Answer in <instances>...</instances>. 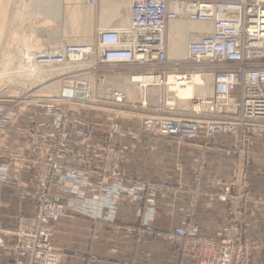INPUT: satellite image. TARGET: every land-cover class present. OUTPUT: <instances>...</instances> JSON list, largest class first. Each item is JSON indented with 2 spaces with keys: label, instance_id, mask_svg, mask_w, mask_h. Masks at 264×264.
<instances>
[{
  "label": "built area",
  "instance_id": "obj_1",
  "mask_svg": "<svg viewBox=\"0 0 264 264\" xmlns=\"http://www.w3.org/2000/svg\"><path fill=\"white\" fill-rule=\"evenodd\" d=\"M83 2L96 5L98 0ZM183 3L191 9H183ZM178 17L211 24L209 32L188 42L186 58L180 60L168 58L165 36L168 21ZM75 61L87 64L64 76L85 77L84 99L67 98L80 110L90 107L86 104L89 87L92 99L123 106L127 102L125 92L108 82L114 76L126 78L142 91L135 105L147 113L139 118L137 131L131 132L134 136L170 138L181 145L200 137L202 131L209 138L230 134L240 138L247 150L253 138L264 134V0H129V23L125 28L99 30L91 45L63 44L43 52L23 47L18 64L56 67ZM194 73L203 77L200 86L209 84L211 93L187 98L186 106L180 107L175 102L179 99L176 87L191 83ZM169 75L173 76L171 82ZM153 88L157 89L156 104L149 102ZM3 101L0 97V103ZM20 102L11 99L0 113V120ZM69 108V104L62 105L47 125L31 117L28 126L19 130L25 138L24 150H0V157L30 167L34 182V189L25 191L34 201L33 213L20 215L13 232L0 226V250L11 253L13 264L60 263L63 252L53 245L52 237L56 222L68 213L66 204L51 195L58 175H63V189L69 192L79 184H87L92 176L100 188L111 182L119 190L148 192L150 198L158 189L124 170L126 154L109 140L112 128L98 139L96 122L73 119ZM72 124L83 129L73 133L69 130ZM70 146L73 155L69 154ZM244 152L241 165L216 190L218 199L234 205L221 236L201 235L194 225L161 234L182 253L194 256L195 264H252V252H264V240L246 234L244 214L250 206L264 205V196L249 190L245 173L249 154ZM205 164V154L195 158L192 184L181 187L188 193V218L194 213L199 195L208 192L202 186ZM6 234L13 236L11 244L6 243Z\"/></svg>",
  "mask_w": 264,
  "mask_h": 264
},
{
  "label": "crops",
  "instance_id": "obj_2",
  "mask_svg": "<svg viewBox=\"0 0 264 264\" xmlns=\"http://www.w3.org/2000/svg\"><path fill=\"white\" fill-rule=\"evenodd\" d=\"M119 3L126 9L124 19L129 18V0H109L107 4L98 0L97 11L94 5L93 23L97 16L98 26L120 25L123 19L116 15ZM5 105L0 103V113ZM57 111L58 108L49 104L11 109L0 120V146L24 150L25 138L19 130L27 127L33 116L47 125ZM68 113L73 119L95 121L98 139L112 128L109 140L122 147L126 154L124 170L158 189L150 198L148 192L119 190L111 182L100 188L98 180L92 176L87 184H79L69 192L63 189V175H58L51 186V195L66 204L68 213L56 222L52 237L53 245L63 252L59 264H195L194 256L182 253L161 234L194 225L201 235L221 236L234 205L218 199L216 190L241 165L244 151L249 154L245 168L249 190L264 196V134L253 138L247 150L240 138L230 134L209 138L203 131L200 137L178 145L170 138L134 136L131 132L137 131L138 124L127 120H100L98 115L74 112L70 108ZM82 129L75 124L69 128L73 133ZM69 154L73 155L72 146ZM200 154L206 156L202 186L208 192L199 195L194 213L188 218V193L181 187L192 184L191 165ZM33 189L30 167L17 162L8 164L0 158V226L4 230L13 232L22 213H33V199L22 198L21 194ZM244 221L249 237L264 240V205L250 206ZM5 241L11 244L13 236L6 234ZM251 260L252 264H264V254L255 250ZM0 264H13L8 250H0Z\"/></svg>",
  "mask_w": 264,
  "mask_h": 264
},
{
  "label": "bare ground",
  "instance_id": "obj_3",
  "mask_svg": "<svg viewBox=\"0 0 264 264\" xmlns=\"http://www.w3.org/2000/svg\"><path fill=\"white\" fill-rule=\"evenodd\" d=\"M102 1H104V4H107L109 2V0H102ZM180 6H182V8L185 10L191 9L190 5L187 3H183ZM25 7L28 8V11H26V13H27L28 18L30 20V22L28 21L29 23L28 22L27 23L29 24V26L32 27V30L29 33H23V32L20 33L19 40L20 41L23 40L22 37L25 36L24 34L33 35L34 36L33 41L30 43L31 45L32 44L33 45L29 46L28 43H27L28 45L26 44V47L30 48V50L43 52L48 48L58 47V46H61L63 44H87V45H91V44L95 43V42L93 43V39H92L94 5H88V4L84 3L83 0H0V49L3 48L1 50L2 51L1 53H4V54H2V56L1 55L0 56L5 59L4 60L5 63L0 65V67H3V69L0 72V77H1L0 79H3L2 77L12 78L11 80L16 85V86H14V88H17L20 91V94L24 90L25 84L27 82H33L34 81L33 79H35L34 78L35 75H36V79L38 80V82L42 83V84L48 83V81L50 82L51 79H53V78L55 79L58 76H60V77L56 78L55 80L60 79V83L63 85V87H64V83L68 80L73 81V84L76 82H82V80H84L85 77L71 76V78H66L63 76V73L65 71L70 72L71 70H74L78 66H82V65L87 64V62L84 63L82 61H80V62L79 61L69 62V63H66L64 65H60V66H56V67L55 66L45 67L44 69H46V73H45V71L44 72L38 71L39 73L37 71H35L36 67L42 68V66H39V65H32L30 67H22L25 72L30 71V74H28L30 77L26 74L25 75L23 74V76H21L22 80L20 79V77H16V76L14 77V75H11V72L16 67L15 65L18 63V56H19L18 53H19V50H21V49L12 47V44H13L12 42H14V41L12 40L11 37L14 35V33L13 32L11 33V31L14 30L15 26L17 25L18 20L20 19V18L17 19V16H14V15H20L21 13L23 14V12H21V11L26 10ZM116 8H117L116 15L119 17L121 16V18L123 19L122 20L123 22L120 25H115V26H98L97 31L106 30V29L121 30L128 25L129 18L124 19V16L127 15L125 6L123 4L119 3L116 6ZM26 13H24V14H26ZM62 13L64 16H62ZM38 14H42V15L45 14L44 15V16H46L45 20H44L45 25H46V23L50 24L52 22H56V23L60 24L62 17H64V22L66 21L65 22L66 25H59V26L57 25V27H58L57 29H51L49 31H46V29H43L41 27L40 22H39L40 24L33 25L35 20L37 19L36 18L37 16H35V15H38ZM128 15H129V13H128ZM22 16H24V15H22ZM39 16H41V15H39ZM25 17L26 16H24L22 19L24 20ZM28 18L26 20H28ZM41 19H42V17H41ZM53 20H56V21H53ZM48 22H50V23H48ZM25 26L26 25L21 26L22 29L25 28ZM210 26H211V24L208 22L193 21V20H190L186 17H178V18L170 19L166 25V31H165L166 44H167V54L169 53L168 55L170 57H173L177 60H180L182 58L183 59L186 58V48H187L188 42L191 39L198 37L200 34L209 32L211 30ZM97 31H96V33H97ZM189 32H190V34L188 35ZM13 39H14V36H13ZM29 40H28V42H29ZM16 41H17V39H16ZM55 70H57L58 72L55 74L56 76H54L53 78H52V76L47 74L48 72H54L55 73ZM14 78H15V80H14ZM29 78H31V79H29ZM168 78H169V82H171L173 79V76L169 75ZM144 81H150V79L144 78ZM191 81L192 82L187 84L186 86H182L179 88L176 87V96L179 98V99H176V101H175L176 104H178L180 106L181 105L185 106L187 103L185 99L193 97L194 95H198V94L204 95L202 90H204L206 83L204 86H200L201 81H203V77L197 73H194L192 75ZM35 82H37V81H35ZM108 82L113 87L120 88L122 91H124L127 98H131L132 100L133 99L134 100H139V99L141 100L142 91L136 89L133 85L128 83L126 78H124V77H112V78L108 79ZM27 86H32V85L28 84ZM27 86H26V88H27ZM43 86H45V85H43ZM34 88H37V87H34ZM59 90L60 89L58 87H56V85H52V86L50 85L49 87H47L46 89H43L42 91L39 90L41 93L39 92L40 93L39 94L37 92V94H39V96H40L42 93H44V94L48 93L49 95L43 94L44 96L47 97V96H51V94L58 93ZM153 90L157 91L156 88H153L152 93H153ZM16 92H14V93H16ZM31 92L32 91L30 90V93H28V94H31ZM26 93H25V96H23V97H25V99H26ZM87 93H88L87 97H89L90 96V94H89L90 93V87L87 89ZM155 94H157V93L152 94V96H154ZM33 96H34V94H33Z\"/></svg>",
  "mask_w": 264,
  "mask_h": 264
},
{
  "label": "rangeland",
  "instance_id": "obj_4",
  "mask_svg": "<svg viewBox=\"0 0 264 264\" xmlns=\"http://www.w3.org/2000/svg\"><path fill=\"white\" fill-rule=\"evenodd\" d=\"M95 7H96V5H95ZM25 9L26 10H22L21 12H23V14L21 13L20 15L22 16V15H24V16H26L27 18H28V15H27V13H26V11H28V8L27 7H25ZM97 9H98V7H96L95 8V11H97ZM64 11V10H63ZM24 13H26V14H24ZM96 13V12H95ZM20 15H14V16H17V19L18 18H20L19 20H18V24L16 25V27H15V29L13 30V31H11V33L13 32L14 33V39H13V36L11 37L12 38V40L14 41V42H12L13 44H12V47H14V48H18V49H22L23 47H26V44L28 43L29 44V46H32L30 43L33 41V38H34V36L33 35H26V34H24L25 36L24 37H22L23 38V40H19V35H20V33H29L31 30H32V27L31 26H29V22H30V20H29V18H28V20H26L27 18L25 17V19L23 20L22 18L24 17V16H20ZM39 15H41V16H39ZM45 14H38V15H35V16H37L36 18V20H35V22H34V24L33 25H36V24H40L41 23V27L43 28V29H46V31H49V30H51V29H57L58 27H57V25L59 26V25H66V21L64 22V17H62L61 18V23L60 24H58V23H56V22H52V23H50V22H48V23H50V24H47L46 23V25L48 26H46L45 25V23H44V20H45V17L46 16H44ZM39 16V17H38ZM62 16H64L63 15V13H62ZM41 17H42V19H41ZM44 18V19H43ZM40 19V20H39ZM23 20V21H22ZM42 20V21H41ZM97 16H95V19H94V23H93V33H92V39H93V43L95 42V38H96V31H97V28H98V24H97ZM29 21V22H28ZM38 21V22H37ZM53 21H56V20H53ZM25 22V23H24ZM28 22V23H27ZM40 22V23H39ZM21 23V24H20ZM44 23V24H43ZM64 23V24H63ZM172 23V22H171ZM54 24V25H53ZM24 25H26L25 26V28H23L22 29V27L21 26H24ZM28 25V26H27ZM46 27H45V26ZM51 26V27H50ZM54 26V27H53ZM30 27V28H29ZM21 28V29H20ZM50 28V29H49ZM48 29V30H47ZM28 30V31H27ZM32 33V32H31ZM16 37V38H15ZM16 39H17V41H16ZM30 39V40H29ZM32 39V40H31ZM28 40H29V42H28ZM44 40V39H43ZM16 42V43H15ZM26 42V43H25ZM27 44V45H28ZM21 45V46H20ZM3 49V48H2ZM2 49H0V55L2 56V54H4V53H1L2 51ZM18 53V52H17ZM19 56H18V59L20 58V50H19ZM0 56V65H2L3 63H5L4 62V58L3 57H1ZM167 56H168V58H170V59H175V58H173V57H169V55L167 54ZM183 59V58H182ZM16 67H15V69L11 72V75H14V77L16 76V77H20V79H21V76H23V74L25 75H28V74H30V71L29 72H25L24 70H23V68H22V66L21 65H19L18 63L15 65ZM45 67H42V68H38V67H36L35 68V71H42V72H44L45 71V73H46V69H44ZM3 69V67H0V72H1V70ZM37 69V70H36ZM16 70V71H15ZM23 71V72H22ZM58 71L57 70H55V73L54 72H48L47 74L48 75H50V76H52V78L54 77V76H56L55 74L57 73ZM33 73V72H32ZM39 73V72H38ZM66 73H68L67 71H65L64 73H63V76H64V74H66ZM20 75V76H19ZM29 76V75H28ZM30 77V76H29ZM60 76H58V77H56V78H59ZM64 77H66V76H64ZM114 77H116V76H114ZM1 78V77H0ZM3 79H0V97L2 98V99H5L6 101H3L2 103L3 104H6L7 106H8V104L10 103V100L11 99H16V100H21V102H20V104H18V105H16L15 107H13V108H16V107H19V106H23V105H26V106H28V104H31V105H41V104H49L50 106H52L53 108L55 107V108H60L62 105H68L69 104V106H70V109L71 110H73L74 112H78V111H81V112H87V113H91L92 115H98V116H100V120H105V121H107V120H111V119H116V120H127L130 124H139V122H140V117H142L144 114H146L147 113V110H142V109H140V108H136V106L137 105H135L136 104V102L138 101V100H132L131 98H127V102L123 105V106H113V105H109L108 103H105V102H102V101H99V100H97L96 98V100L95 99H92V97L91 96H89V97H87V102L88 103H86V104H88L90 107H88V106H86L85 108H86V110L85 111H83V110H80L79 109V105H76L75 103H71L70 101H68L67 100V98L66 97H63V95H62V90L64 89V87H63V85L60 83V79L59 80H55L54 78L53 79H51L50 80V82L48 81V83H39L38 82V80L36 79V75H35V79H33L34 81L33 82H27L26 84H25V88H24V92L22 91L21 92V94H20V91L17 89V88H14V86H16L15 85V83L11 80L12 78H10V77H8V78H6V77H2ZM29 79H31V78H29ZM14 80H15V78H14ZM22 80V79H21ZM28 80V79H27ZM35 81H37V82H35ZM53 81V82H52ZM32 85V86H27V85ZM75 84V83H74ZM34 85V86H33ZM43 85H45V86H43ZM52 86V85H56V87H58L60 90H59V92L58 93H54V94H51V96H44V95H49L48 93L46 94H44V93H42L40 96H39V94L41 93L40 91H42L43 89H46L47 87H49V86ZM61 85V86H60ZM26 86H27V88H26ZM60 86V87H59ZM34 87H37V88H34ZM39 87V88H38ZM30 88V89H29ZM41 88V89H40ZM36 89V90H35ZM15 90V91H14ZM18 90V91H17ZM30 90L33 92H31V94H28V93H30ZM40 90V91H39ZM16 92V93H14V92ZM61 91V92H60ZM27 92V93H26ZM37 92L39 93V94H37ZM202 92H203V94L204 95H206V94H210L211 93V89H210V87H209V84H207L206 86H205V88H204V90H202ZM23 93V94H22ZM25 93H26V99H25V97H23V96H25ZM154 93H157V91L155 90H153V93L152 94H154ZM14 94V95H13ZM19 94V95H18ZM28 94V95H27ZM33 94H34V96H33ZM44 94V95H43ZM16 95V96H15ZM18 95V96H17ZM30 95V96H29ZM37 95V96H36ZM54 95V96H53ZM20 96V97H19ZM22 96V97H21ZM156 99H157V94H155L154 96H151L150 97V103L151 104H156ZM130 100V101H129ZM65 101H67V102H65ZM5 105V106H6ZM4 106V107H5ZM180 106V105H179ZM186 106V105H185ZM184 105H181L180 107H185ZM12 108V109H13ZM0 150H5V151H10V150H16V149H12V148H9V147H6V146H0ZM0 158H4L6 161H7V163L8 164H12V163H14V162H10V160H9V158H7V157H0ZM17 163H20V162H17ZM22 164V163H21ZM249 164V163H248ZM248 164H246V166H245V168L247 167V165ZM21 194H22V198H25L26 197V195H25V191H22L21 192ZM253 207V206H252ZM21 215H28V214H24V213H22ZM162 236V235H161ZM248 236V235H247ZM260 239V238H259ZM261 240H263V239H261ZM261 251V250H260ZM263 254H264V252L263 251H261Z\"/></svg>",
  "mask_w": 264,
  "mask_h": 264
},
{
  "label": "water",
  "instance_id": "obj_5",
  "mask_svg": "<svg viewBox=\"0 0 264 264\" xmlns=\"http://www.w3.org/2000/svg\"><path fill=\"white\" fill-rule=\"evenodd\" d=\"M73 86H74L73 81H69V80L66 81L64 83V89L62 90V95L66 98L74 97V98H78V99H84L85 94H84L83 90L86 87L85 83L78 82L76 84L77 91H75V92L72 90Z\"/></svg>",
  "mask_w": 264,
  "mask_h": 264
}]
</instances>
